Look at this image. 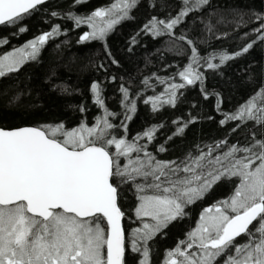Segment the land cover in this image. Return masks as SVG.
I'll return each mask as SVG.
<instances>
[{"label": "snow or ice", "instance_id": "1", "mask_svg": "<svg viewBox=\"0 0 264 264\" xmlns=\"http://www.w3.org/2000/svg\"><path fill=\"white\" fill-rule=\"evenodd\" d=\"M45 3L0 0V26H16L19 33L26 32L22 26L25 17ZM208 3L182 0L175 16L166 20L153 16L143 30L154 37L174 35L177 26ZM137 5L138 0H116L87 17L68 18L77 27L87 24L91 28L79 42L103 40L121 21L131 18L129 13ZM255 20L258 27L253 32L264 41V15H255ZM59 32L56 26L0 56V78L37 60L43 46ZM177 38L192 46L191 62L178 73L184 83L168 84L167 99L162 93L143 100L153 112L164 104L174 107L179 89L202 80V73L194 67L200 57L193 41L184 35ZM255 42L233 54H220L219 64L211 62L215 55L208 57L207 68L215 70L246 54ZM7 43L0 39V45ZM143 84L150 86L147 78ZM90 90L95 104L104 109L92 126H0V264H126L129 247L132 252H142L140 264H149L148 241L184 218L189 205L225 180L234 182L232 194L203 210L187 240L168 251L165 264H264V86L219 122L222 126L234 123L232 133L246 131L244 143L229 144L223 139L196 145L183 157L168 160L149 151L147 143H139L154 141L163 125L150 127L132 140L118 138L114 130L120 127L126 132V123L117 126L111 122L109 117L116 114L105 108L97 82ZM119 91L125 121H129L137 110L136 101L130 99L124 85ZM21 102V95H12L6 104ZM192 122L194 118L173 121L176 127L167 140L183 136ZM166 150L164 144L157 148L158 153ZM124 185L135 189L138 201L134 214L140 223L131 237L122 224L125 213L119 203Z\"/></svg>", "mask_w": 264, "mask_h": 264}, {"label": "trees", "instance_id": "2", "mask_svg": "<svg viewBox=\"0 0 264 264\" xmlns=\"http://www.w3.org/2000/svg\"><path fill=\"white\" fill-rule=\"evenodd\" d=\"M116 0H51L26 16L19 33L16 26H0V56L25 45L44 32L59 26L58 35L51 38L41 49L37 60L28 61L16 73L0 78V126H40L63 123L67 128L81 123L92 126L104 109L95 104L90 90L93 82L101 88L105 108L115 113L109 117L114 125L122 121L127 131L118 127L114 134L132 140L144 130L163 125L156 139L147 143L148 150L159 159L183 157L196 145H207L227 139L229 144L244 143L246 131L232 133L235 126L219 122L225 113H232L258 89L264 86V41L257 39L253 29L258 27L255 15H264V0H209L208 5L192 12L183 23L167 33L154 37L143 30L153 17L167 19L175 16L182 0H138L136 8L129 13L130 19L121 21L103 40L79 42V37L91 28L87 24L76 26L69 15L87 17L96 9L108 8ZM58 13L52 16L51 13ZM186 36L193 41L200 61L194 65L202 73V80L177 91L175 106L162 105L157 112L143 100L149 96L164 94L170 83H184L178 73L191 62V47ZM135 37L136 43L132 44ZM255 40L253 47L244 55L225 62L217 69L207 68V58L215 55L212 63L219 64L222 53L233 54ZM131 49V50H129ZM115 60L116 63L112 61ZM115 78V79H113ZM147 78L150 86L143 84ZM163 80L164 83H160ZM121 85L129 89L130 99L136 101L133 118L125 121L126 109L122 105ZM21 95L19 104H6L9 96ZM127 103V102H125ZM83 109V111H81ZM183 136L167 140L176 125L173 121H189ZM167 149L158 153L159 145ZM234 182L225 180L215 185L201 200L189 205L187 215L173 221L162 233L147 243L149 264H165L167 253L174 250L187 234L196 227L205 208L227 199L233 191ZM125 213L124 228L127 236L139 226L134 214L135 189L124 185L119 201ZM142 252L126 255V264H140Z\"/></svg>", "mask_w": 264, "mask_h": 264}, {"label": "water", "instance_id": "3", "mask_svg": "<svg viewBox=\"0 0 264 264\" xmlns=\"http://www.w3.org/2000/svg\"><path fill=\"white\" fill-rule=\"evenodd\" d=\"M49 1H51V0H46V2H49ZM122 224H123V226H124V219H123V221H122Z\"/></svg>", "mask_w": 264, "mask_h": 264}, {"label": "flooded vegetation", "instance_id": "4", "mask_svg": "<svg viewBox=\"0 0 264 264\" xmlns=\"http://www.w3.org/2000/svg\"><path fill=\"white\" fill-rule=\"evenodd\" d=\"M135 229V228H134ZM126 235H127V233H126ZM129 237H131V232H130V235H129ZM129 243H130V241H129ZM130 251H131V249H130ZM132 252V251H131Z\"/></svg>", "mask_w": 264, "mask_h": 264}, {"label": "rangeland", "instance_id": "5", "mask_svg": "<svg viewBox=\"0 0 264 264\" xmlns=\"http://www.w3.org/2000/svg\"><path fill=\"white\" fill-rule=\"evenodd\" d=\"M23 46H24V45L20 46L19 48H21V47H23ZM133 229H134V228L131 229V233H132V230H133Z\"/></svg>", "mask_w": 264, "mask_h": 264}]
</instances>
